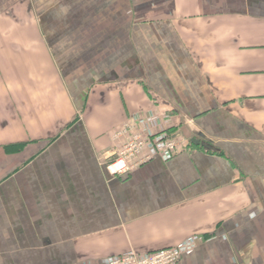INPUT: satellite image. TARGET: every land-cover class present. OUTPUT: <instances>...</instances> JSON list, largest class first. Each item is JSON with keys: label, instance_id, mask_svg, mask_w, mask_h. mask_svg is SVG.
Wrapping results in <instances>:
<instances>
[{"label": "crops", "instance_id": "obj_1", "mask_svg": "<svg viewBox=\"0 0 264 264\" xmlns=\"http://www.w3.org/2000/svg\"><path fill=\"white\" fill-rule=\"evenodd\" d=\"M129 123L199 144L114 175ZM179 247L264 264V0H0V264Z\"/></svg>", "mask_w": 264, "mask_h": 264}, {"label": "built area", "instance_id": "obj_2", "mask_svg": "<svg viewBox=\"0 0 264 264\" xmlns=\"http://www.w3.org/2000/svg\"><path fill=\"white\" fill-rule=\"evenodd\" d=\"M115 140H122L116 156L107 163V170L114 175L125 174L156 156H173L184 149L182 136L168 132L162 136L149 137L136 131V125L126 124L114 134ZM200 238L199 241H203ZM186 249L183 247L165 249L150 254L130 252L109 260V264H179Z\"/></svg>", "mask_w": 264, "mask_h": 264}, {"label": "water", "instance_id": "obj_3", "mask_svg": "<svg viewBox=\"0 0 264 264\" xmlns=\"http://www.w3.org/2000/svg\"><path fill=\"white\" fill-rule=\"evenodd\" d=\"M182 135L184 136V138L189 139L192 143L197 145L199 144V141L192 137V133L188 129L184 128L182 130Z\"/></svg>", "mask_w": 264, "mask_h": 264}]
</instances>
